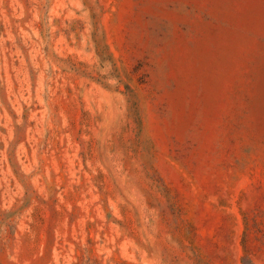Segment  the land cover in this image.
<instances>
[{"label":"rangeland","instance_id":"rangeland-1","mask_svg":"<svg viewBox=\"0 0 264 264\" xmlns=\"http://www.w3.org/2000/svg\"><path fill=\"white\" fill-rule=\"evenodd\" d=\"M0 264H264V0H0Z\"/></svg>","mask_w":264,"mask_h":264}]
</instances>
